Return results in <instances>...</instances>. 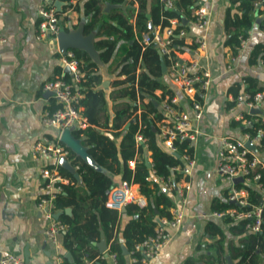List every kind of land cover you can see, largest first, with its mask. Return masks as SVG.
I'll use <instances>...</instances> for the list:
<instances>
[{
  "label": "crops",
  "instance_id": "obj_1",
  "mask_svg": "<svg viewBox=\"0 0 264 264\" xmlns=\"http://www.w3.org/2000/svg\"><path fill=\"white\" fill-rule=\"evenodd\" d=\"M152 2L154 0H148V5ZM259 2L258 6L254 3L251 13L253 23L248 31L246 45L239 49L238 58L234 61L232 49L226 42L234 32L229 24L243 14L238 0H208L205 4L208 10L205 33L195 29L190 19H184L185 23L181 22L185 37L182 39L184 50L180 58L184 61L195 60L198 69L207 71L212 82L208 91L200 98L203 103L202 119L194 125V129L198 131L196 141L191 144L194 167L190 175L180 183L182 185L187 181L189 190H184V196L180 197L174 188L165 190L160 183L164 193L172 200V208L182 211L183 220L176 231H170V242L149 264H238L240 252L249 243L250 233L238 231L235 228L238 223L218 219L211 216V213L218 211V207L229 204L227 196L231 189V183L221 180L217 173L219 139L224 136L240 138L244 129V125L232 121L234 113L238 111L230 113L227 109L233 97L231 89L247 79H251L256 88L264 89V65L259 60L253 62L252 58L257 46L264 47V28H261L264 21V0ZM38 5L39 0H0V38L4 39L0 44V257L13 255L25 263L54 264L58 254L68 264H119L115 255L109 252L111 238L107 240L102 229L90 241V247L84 249L83 257L78 259L62 247L66 229L58 236V246L55 249L47 243L44 236L49 221L37 208L42 186L39 170L56 167L59 172L60 166L48 160L34 161L30 155V147L41 139L58 142L56 132L41 125L43 114L56 108L51 95L42 92L41 88L46 81L66 74L58 59L60 51L57 41L50 38L36 39ZM63 8L62 5L59 13L64 12ZM112 8L104 4L102 15ZM61 17V25L69 33L79 30L87 20L75 9ZM203 34L205 48L192 55L193 39ZM90 36L94 42L95 32L84 37L89 39ZM83 54L98 66L102 80L93 91H103L106 98L105 114L111 119L116 107L125 103L137 107L136 114H139V101L131 103L120 92L126 85L120 89L114 85L115 80L124 79V76H116V62L101 63L95 49ZM163 73L161 78L155 80L167 85L173 95L179 97L181 108L192 115L187 101L181 98L175 85L168 79L166 70ZM153 93L158 98L162 91L157 89ZM144 102H148V99ZM155 107L160 109L156 100ZM127 127L128 123L123 129ZM99 131L103 132L102 129ZM260 143L248 148L255 156L264 160V146ZM148 156L149 153H146L145 161L151 165ZM89 166L99 170L94 163ZM129 167L132 169L134 162ZM119 182L121 180L115 178L114 186ZM133 188L139 190L137 185H133ZM181 198H184L183 203ZM111 204L108 194L106 206L116 209L120 215L115 233L119 235L122 264H135L121 233L127 222L136 217L137 211L127 215L125 206L113 208ZM65 211H68V216L72 213L70 208ZM57 213L60 212L55 211L54 215ZM257 253L256 263L264 264V253ZM89 256L91 260L88 259Z\"/></svg>",
  "mask_w": 264,
  "mask_h": 264
},
{
  "label": "trees",
  "instance_id": "obj_2",
  "mask_svg": "<svg viewBox=\"0 0 264 264\" xmlns=\"http://www.w3.org/2000/svg\"><path fill=\"white\" fill-rule=\"evenodd\" d=\"M76 1L73 9L87 19L83 23L82 35L87 36L95 32L93 47L98 53L99 60L103 64L116 62V76H124V79L115 80L114 85L119 86V89L126 85L120 89V92L131 103L139 101L140 113L136 114L137 107L125 103L116 107L110 119L109 115L105 114L106 98L103 91H93L102 80L98 66L86 54L71 50L83 64L84 77L78 84L81 94L78 106L88 124L85 129L73 130L71 135L80 142L99 170L93 169L69 150L68 161L82 184L78 185L73 174L59 167V174L68 179L70 184L63 186L62 192L56 196L54 209L60 212L58 220L66 227L62 247L69 250L76 259L83 257L84 249L90 247V241L97 237L98 230L102 229L107 240L111 238L109 252L115 255L117 263L122 264L119 235L115 233L120 215L116 209L106 206L107 196L115 184V178L137 185L140 194L147 200L145 208H139L134 204L125 206L127 215L132 214L133 211H137V215L124 226L121 238L127 250L131 252V256L137 259L139 254L135 252V246L153 235L157 219L170 218L169 209L173 207V203L161 188L159 179L165 180L169 176H174L175 180L179 179L180 175L173 173L171 168L183 165L181 155L184 154V150L192 153V148L187 142L176 143V152H170L151 126L153 121L149 118L150 114H154L156 120L162 117L161 109L155 107V100L158 103L165 96H172L173 92L167 85L155 80L164 75L161 62L168 67V61L165 59L161 61L156 49L143 45L140 42V35L149 31V23L151 27L162 28L169 25L170 19H177L180 22L179 27L184 28L181 18L191 20V10L196 6L197 0H172V9H165L160 0H154L151 5H148V0H82L81 3L79 0ZM238 1L243 14L229 24L234 28V32L226 42L234 56L240 48L238 37L247 38L253 23L251 13L254 3L260 0ZM104 4L113 8L102 15L101 9ZM173 9L178 10L179 14ZM261 28H264V21ZM174 46L178 51L183 52L182 40L175 38ZM252 58L253 62L259 60L264 65V47L257 46ZM63 78L68 82L71 80L68 75ZM245 83H247L246 90L250 93L264 92V89L256 88L251 79H247ZM240 86L238 84L231 89L233 96L237 95ZM157 89L161 90L162 94L155 98L153 92ZM145 99H148V102H144ZM127 123L128 127L123 129ZM258 126L253 124L250 128H244L243 132L254 136ZM137 134L144 139L143 145L136 146ZM260 142L263 147L264 140ZM146 153H149L151 168L145 165ZM131 161L134 162L132 169L129 167ZM259 182L264 187V170L260 172ZM247 192L250 205L260 204L261 194L258 190L248 188ZM229 207L239 208L229 203L218 207L217 210L221 211ZM66 208L71 209L70 216L65 213ZM249 208L250 206L243 209ZM262 219L261 231L257 234H249V243L240 252L241 258L238 264H257V252L264 253V208ZM246 222H239L235 228L240 232H246L244 229ZM88 259L91 260V257L89 256ZM64 264H68L66 260Z\"/></svg>",
  "mask_w": 264,
  "mask_h": 264
},
{
  "label": "built area",
  "instance_id": "obj_3",
  "mask_svg": "<svg viewBox=\"0 0 264 264\" xmlns=\"http://www.w3.org/2000/svg\"><path fill=\"white\" fill-rule=\"evenodd\" d=\"M165 9L173 8L172 0H160ZM60 2L64 6L60 12L56 8V3ZM64 2V1H63ZM208 0H197V4L191 10V23L195 29L205 33L208 26V10L205 4ZM76 0H69L62 3L59 0H39L37 7L38 24L36 27V39L46 38L57 40L61 30V19L70 13ZM260 2L255 3L258 6ZM185 37L184 29L179 27L177 19H170L169 25L165 27H151L148 32L140 35V42L145 46H151L156 49L161 59L168 61L166 73L170 82L175 85L181 98L187 101L192 115H189L180 106V99L176 95L165 96L158 102L162 111V117L155 119L154 114L150 115L152 119V128L158 133V137L164 147L172 153L177 150L176 143L187 142L191 147L196 141L198 131L194 129L203 116V103L200 98L205 95L211 86L212 79L207 71H200L195 60L184 61L180 58L182 52L174 46V40H182ZM240 48L246 45L247 38L238 37ZM4 39L0 38V44ZM194 47L191 54L196 55L205 48L204 34L193 39ZM239 51V50H238ZM58 59L62 65L65 74L70 77L66 81L63 77H56L46 81L42 85V92L48 93L54 100L56 108L51 112H45L41 118V125L56 132L58 142L52 143L46 139L38 140L32 143L30 155L34 161H52L58 164V160L63 158L68 161L69 149L60 142V136L64 130L85 129L87 122L81 114L78 106L81 94L78 84L84 77L83 64L74 53L69 50L65 53L58 52ZM238 58V52L232 61ZM240 90L236 96L229 101L227 109L234 113L232 121L236 124L244 125V128H250L253 124L259 126L255 129V135L250 136L244 133L240 138L224 136L219 139V149L217 153V173L221 180L231 183V189L227 196V201L239 208L229 207L223 211H215L211 216L218 219H228L231 222L239 223L247 221L244 229L249 233L257 234L261 231L263 224L262 213L264 208V187L259 182L260 172L264 170V160L259 159L247 147L259 144L264 140V92L250 93L246 90V83H240ZM136 144H143L144 139L140 134L135 136ZM183 165L171 168L175 174H179V179L169 176L165 180L159 181L165 190L172 188L177 191L180 197H183V191L189 190V184L184 181L190 175L194 167V160L187 150L181 155ZM132 161L129 166H132ZM42 180L41 196L37 201V208L47 219L48 226L44 231L47 243L52 247L58 246V236L66 229L59 220L54 218V200L62 192V187L70 184L69 180L63 178L54 168H42L39 170ZM240 179L239 182H234ZM248 188H254L261 194V202L258 205L248 203ZM113 208H119L128 204H134L139 208H145L146 198L140 194L139 190L133 188V184L121 181L118 185L112 187L109 192ZM184 202V198H181ZM245 210L244 207H249ZM170 218H159L154 233L148 236L143 242L137 244L134 248L139 254V258H134L138 264H149L155 256L162 251L170 242V231H176L183 220V213L180 209L174 207L170 209ZM0 264H30L22 259L5 255L0 257ZM54 264H64L63 258L58 254L55 256Z\"/></svg>",
  "mask_w": 264,
  "mask_h": 264
},
{
  "label": "water",
  "instance_id": "obj_4",
  "mask_svg": "<svg viewBox=\"0 0 264 264\" xmlns=\"http://www.w3.org/2000/svg\"><path fill=\"white\" fill-rule=\"evenodd\" d=\"M55 6L57 10L59 11L61 7V3L57 2ZM173 10L174 12L179 14L178 10L176 9H173ZM181 22L185 23V20L181 18ZM148 28L149 29L151 28L150 23L148 24ZM56 41H57L59 51L62 53H65L66 51H69V50H78L80 51L81 54H83L84 52L89 53L92 50H94L92 37L90 36L89 39L87 37H84V35H82V27L77 31L69 33L65 31V29L61 25V30H60L59 35L57 36ZM161 67H162V71L165 72L166 67L163 64V62H161ZM153 130L155 131V129ZM71 132H72L71 130H64L60 136V142L64 144L72 153H74L75 155L80 157L83 161L91 165L93 161L89 159L90 157L87 155L86 150L80 144V142L72 137ZM247 147L251 148V145L247 143ZM58 165L62 167L63 169L69 171L71 174H73V177L77 181V183L81 184V180L78 174L75 172V169L70 165L69 161L61 158L58 160ZM145 165L147 168H151V165L148 163V161H145ZM239 181L240 179H236L234 182H239ZM65 213H68V211H65ZM59 216H60V213H57L56 215H54V218L58 219Z\"/></svg>",
  "mask_w": 264,
  "mask_h": 264
}]
</instances>
